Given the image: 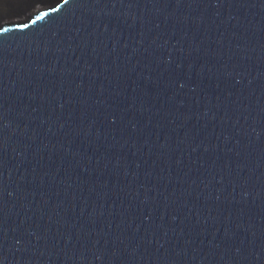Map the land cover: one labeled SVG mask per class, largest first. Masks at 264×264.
Returning <instances> with one entry per match:
<instances>
[{
    "label": "water",
    "instance_id": "water-1",
    "mask_svg": "<svg viewBox=\"0 0 264 264\" xmlns=\"http://www.w3.org/2000/svg\"><path fill=\"white\" fill-rule=\"evenodd\" d=\"M43 6L0 18V264H264V0Z\"/></svg>",
    "mask_w": 264,
    "mask_h": 264
},
{
    "label": "bare ground",
    "instance_id": "bare-ground-1",
    "mask_svg": "<svg viewBox=\"0 0 264 264\" xmlns=\"http://www.w3.org/2000/svg\"><path fill=\"white\" fill-rule=\"evenodd\" d=\"M48 0H0V18L24 16L34 9H43ZM42 6V7H39Z\"/></svg>",
    "mask_w": 264,
    "mask_h": 264
},
{
    "label": "rangeland",
    "instance_id": "rangeland-1",
    "mask_svg": "<svg viewBox=\"0 0 264 264\" xmlns=\"http://www.w3.org/2000/svg\"><path fill=\"white\" fill-rule=\"evenodd\" d=\"M43 6V5H42ZM42 6H39V7H42ZM37 9V8H36ZM39 9V8H38ZM36 11V10H35Z\"/></svg>",
    "mask_w": 264,
    "mask_h": 264
}]
</instances>
